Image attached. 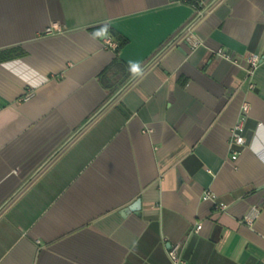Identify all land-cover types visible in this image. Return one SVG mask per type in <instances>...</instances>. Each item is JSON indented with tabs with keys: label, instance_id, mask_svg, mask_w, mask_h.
I'll return each mask as SVG.
<instances>
[{
	"label": "crops",
	"instance_id": "1",
	"mask_svg": "<svg viewBox=\"0 0 264 264\" xmlns=\"http://www.w3.org/2000/svg\"><path fill=\"white\" fill-rule=\"evenodd\" d=\"M0 54V264H264V0H0Z\"/></svg>",
	"mask_w": 264,
	"mask_h": 264
},
{
	"label": "built area",
	"instance_id": "2",
	"mask_svg": "<svg viewBox=\"0 0 264 264\" xmlns=\"http://www.w3.org/2000/svg\"><path fill=\"white\" fill-rule=\"evenodd\" d=\"M60 31V27L56 24L51 25L48 27L44 33L45 34H51V33H56ZM103 48L106 50L110 51H115L117 48V45L114 41H112L111 38H104L102 41ZM195 46L193 50L196 48ZM214 56L217 58L228 62L232 64L233 66L239 67L238 61L231 55L223 52V51H216L214 52ZM244 72L247 80V89L249 91L254 90L255 85L253 82V78L255 75L256 70L259 67L260 64V58L259 56L255 54H249L244 57ZM249 112V105L247 103H243L241 105V110H240V118L238 122L232 127L230 130V135H229V145L231 146H243L245 143V140L243 138V130H244V120ZM237 153H233L231 160L235 161L237 158ZM204 201H209L214 205V208L219 211V212H225L226 211V206L220 203L215 202V196L212 194L206 192L203 196ZM259 214V211L257 208H251L245 216L242 218V222L246 226H252L254 220L257 218ZM201 226L197 225L195 228V232H198L200 230ZM183 244L182 242L179 243H173L168 245L166 254L167 258L169 260L170 264H185L184 260L182 259L181 252H182Z\"/></svg>",
	"mask_w": 264,
	"mask_h": 264
},
{
	"label": "clouds",
	"instance_id": "3",
	"mask_svg": "<svg viewBox=\"0 0 264 264\" xmlns=\"http://www.w3.org/2000/svg\"><path fill=\"white\" fill-rule=\"evenodd\" d=\"M109 29H110V23H104L93 34V37L94 38L106 37L109 35ZM128 64L133 76H140L142 78L146 76V70L142 68L139 62L129 60Z\"/></svg>",
	"mask_w": 264,
	"mask_h": 264
},
{
	"label": "trees",
	"instance_id": "4",
	"mask_svg": "<svg viewBox=\"0 0 264 264\" xmlns=\"http://www.w3.org/2000/svg\"><path fill=\"white\" fill-rule=\"evenodd\" d=\"M98 28H100V26L97 28H93L92 33L94 34ZM109 34L111 35V37L116 39L117 48L115 51H117L119 48H121L126 43V40L120 37L119 35H117L111 28L109 29ZM5 59H7V57H4L3 55L0 54V62Z\"/></svg>",
	"mask_w": 264,
	"mask_h": 264
}]
</instances>
